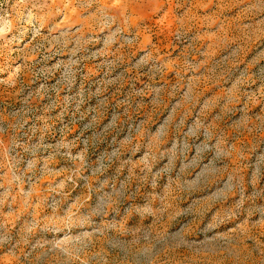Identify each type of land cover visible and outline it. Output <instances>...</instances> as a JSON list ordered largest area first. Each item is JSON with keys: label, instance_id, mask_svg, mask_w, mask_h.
Here are the masks:
<instances>
[{"label": "rangeland", "instance_id": "1", "mask_svg": "<svg viewBox=\"0 0 264 264\" xmlns=\"http://www.w3.org/2000/svg\"><path fill=\"white\" fill-rule=\"evenodd\" d=\"M0 264H264V0H0Z\"/></svg>", "mask_w": 264, "mask_h": 264}]
</instances>
